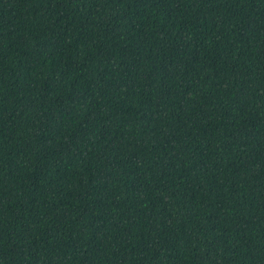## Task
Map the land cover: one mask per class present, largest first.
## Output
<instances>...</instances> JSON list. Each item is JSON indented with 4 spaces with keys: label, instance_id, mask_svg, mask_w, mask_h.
<instances>
[{
    "label": "trees",
    "instance_id": "obj_1",
    "mask_svg": "<svg viewBox=\"0 0 264 264\" xmlns=\"http://www.w3.org/2000/svg\"><path fill=\"white\" fill-rule=\"evenodd\" d=\"M0 264H264V0H0Z\"/></svg>",
    "mask_w": 264,
    "mask_h": 264
}]
</instances>
